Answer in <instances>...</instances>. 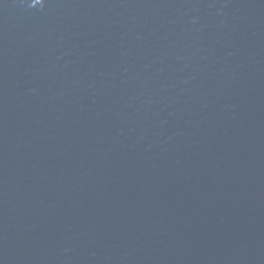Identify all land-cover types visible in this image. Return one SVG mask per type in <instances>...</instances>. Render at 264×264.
<instances>
[{
    "label": "water",
    "instance_id": "water-1",
    "mask_svg": "<svg viewBox=\"0 0 264 264\" xmlns=\"http://www.w3.org/2000/svg\"><path fill=\"white\" fill-rule=\"evenodd\" d=\"M0 264H264V0H0Z\"/></svg>",
    "mask_w": 264,
    "mask_h": 264
},
{
    "label": "clouds",
    "instance_id": "clouds-1",
    "mask_svg": "<svg viewBox=\"0 0 264 264\" xmlns=\"http://www.w3.org/2000/svg\"><path fill=\"white\" fill-rule=\"evenodd\" d=\"M40 2H42V0H40Z\"/></svg>",
    "mask_w": 264,
    "mask_h": 264
}]
</instances>
